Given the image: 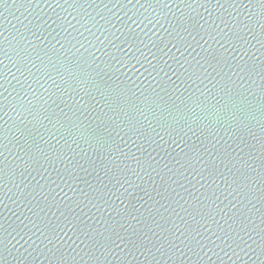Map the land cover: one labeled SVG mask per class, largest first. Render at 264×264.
<instances>
[{
  "label": "water",
  "instance_id": "obj_1",
  "mask_svg": "<svg viewBox=\"0 0 264 264\" xmlns=\"http://www.w3.org/2000/svg\"><path fill=\"white\" fill-rule=\"evenodd\" d=\"M0 264H264V0L0 4Z\"/></svg>",
  "mask_w": 264,
  "mask_h": 264
},
{
  "label": "snow or ice",
  "instance_id": "obj_2",
  "mask_svg": "<svg viewBox=\"0 0 264 264\" xmlns=\"http://www.w3.org/2000/svg\"><path fill=\"white\" fill-rule=\"evenodd\" d=\"M6 2H7V0H0V4L6 3ZM49 78H51V77H49ZM53 82L55 83V81H53ZM45 103H47V101H45ZM53 103H55V101H53ZM114 103H116L117 106L119 107V100L115 101ZM109 107L111 108L112 106L110 105ZM113 110H115V109H113ZM120 111H123V109L121 108ZM44 118L45 119H49L48 116H45ZM49 122L51 123V120L50 119H49ZM61 127H67V130H68V134L69 135H73V129L74 128H76L78 130V126H77V124L74 121L73 122H70L68 125L62 124ZM132 130H135V129L133 128ZM73 142H76L75 138L73 139Z\"/></svg>",
  "mask_w": 264,
  "mask_h": 264
}]
</instances>
